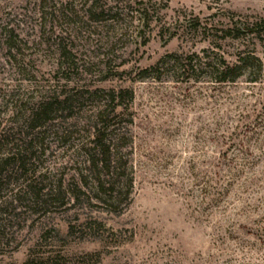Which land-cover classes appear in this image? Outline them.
Wrapping results in <instances>:
<instances>
[{"label":"rangeland","instance_id":"374dc122","mask_svg":"<svg viewBox=\"0 0 264 264\" xmlns=\"http://www.w3.org/2000/svg\"><path fill=\"white\" fill-rule=\"evenodd\" d=\"M261 19L264 0H0V159L26 150L22 173L0 181V264H264V133L249 134L258 160L228 196L203 191L239 115L264 119V73L226 86L142 74L172 54L232 62L242 46L264 66V35L221 31ZM121 89L133 101L103 127L112 143L124 137L133 185L112 213L85 153L97 112L109 114L108 93ZM66 98L70 110L26 126L37 103ZM29 186L62 195L34 206Z\"/></svg>","mask_w":264,"mask_h":264},{"label":"trees","instance_id":"16d2710c","mask_svg":"<svg viewBox=\"0 0 264 264\" xmlns=\"http://www.w3.org/2000/svg\"><path fill=\"white\" fill-rule=\"evenodd\" d=\"M91 9L90 7L89 10ZM221 31L224 33V37L227 34L231 35V33H234L235 37L238 35L245 37L249 34L253 43L261 42L264 35V19L251 24L240 23L238 26L234 25L233 28H226ZM260 47L264 48V45ZM211 53L214 57L206 51H202L201 54H172L166 57L168 62H165L166 58H163L150 68L142 70V74H149V77L153 76V79L159 80L162 73L170 71L177 78L184 79L186 83L191 81V79L197 80L199 77L204 76L211 85L215 86L234 84L244 77L249 80V83H258L263 77V62L256 56L255 50L248 51L242 46V48L237 50L235 59L232 62L227 61L223 55ZM107 97L111 104V109L109 114L105 110L97 112V123L102 129H97L96 124L91 147L86 151L85 156L88 169L87 176L92 180L95 198L101 203L108 204L109 207L114 209L112 213H116L120 203L123 200L128 201L132 191L133 174L127 160H123V155L121 154L120 145L124 142V137L120 136V134L115 136L113 143L111 142L112 140H107L105 134L107 128H105L106 126L103 127V124L105 125L110 119L119 116L120 113L118 111L125 108L124 103L126 102L129 105L133 101V93L128 89L112 90ZM72 103L69 98L60 102L57 100L47 103L39 102L27 116L26 126L31 129L38 128L48 118L50 112L54 111L53 108H58L59 106L70 110ZM262 109L264 111V108ZM261 116L262 114L257 112L255 120L252 122V116L245 111V113L239 115L232 132L229 135H223L220 143L224 150L222 151V148H220L217 158H212L214 165L211 166V169L213 171L209 172L210 176L206 179L203 188L204 193L209 196L211 194L213 196L216 195L218 198L228 196L240 176L253 168L255 161L258 159L252 155L251 146L248 144V136L249 134L255 136L259 133H264V119ZM25 151L16 149L13 153L1 156V182L8 181L9 175L12 173H22L26 163ZM8 165H12L9 170ZM86 178H82V181L79 180L74 186L75 192L71 195L74 201H79L80 196L85 195L82 189L87 187ZM31 188L29 186L28 191L24 192V194H28V203L34 206L46 205L52 199L62 195L60 190L43 195L41 194L42 190Z\"/></svg>","mask_w":264,"mask_h":264}]
</instances>
